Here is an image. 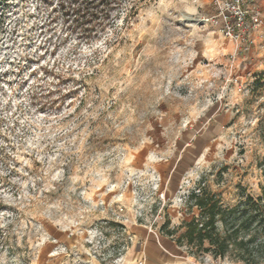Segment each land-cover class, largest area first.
I'll use <instances>...</instances> for the list:
<instances>
[{
  "label": "rangeland",
  "instance_id": "1",
  "mask_svg": "<svg viewBox=\"0 0 264 264\" xmlns=\"http://www.w3.org/2000/svg\"><path fill=\"white\" fill-rule=\"evenodd\" d=\"M42 1L0 0V264H245L172 239L199 187L261 195L264 0L248 51L211 0H126L77 48Z\"/></svg>",
  "mask_w": 264,
  "mask_h": 264
},
{
  "label": "trees",
  "instance_id": "2",
  "mask_svg": "<svg viewBox=\"0 0 264 264\" xmlns=\"http://www.w3.org/2000/svg\"><path fill=\"white\" fill-rule=\"evenodd\" d=\"M53 1L55 3L51 12L54 14L50 15L49 22L60 19L62 30L59 42L64 43L73 39L74 48L97 40L113 24L126 2V0L42 2L48 6ZM258 128L264 144V122H260ZM259 166L264 178V157ZM187 202L189 209L195 207L198 214L183 224V232L176 239H172L174 243L220 259L235 252L245 264H250L262 247L260 234L263 232L264 235V185L261 187V195L256 200L246 196L233 207H223L220 200L205 187L192 191ZM166 236L173 238L174 232L166 230Z\"/></svg>",
  "mask_w": 264,
  "mask_h": 264
},
{
  "label": "built area",
  "instance_id": "3",
  "mask_svg": "<svg viewBox=\"0 0 264 264\" xmlns=\"http://www.w3.org/2000/svg\"><path fill=\"white\" fill-rule=\"evenodd\" d=\"M211 6L212 14L200 21L212 25L243 51H248L254 42L252 33L263 25L253 0H211Z\"/></svg>",
  "mask_w": 264,
  "mask_h": 264
},
{
  "label": "crops",
  "instance_id": "4",
  "mask_svg": "<svg viewBox=\"0 0 264 264\" xmlns=\"http://www.w3.org/2000/svg\"><path fill=\"white\" fill-rule=\"evenodd\" d=\"M258 4L261 5L262 2H260V0H257Z\"/></svg>",
  "mask_w": 264,
  "mask_h": 264
},
{
  "label": "water",
  "instance_id": "5",
  "mask_svg": "<svg viewBox=\"0 0 264 264\" xmlns=\"http://www.w3.org/2000/svg\"><path fill=\"white\" fill-rule=\"evenodd\" d=\"M196 22V21H195Z\"/></svg>",
  "mask_w": 264,
  "mask_h": 264
}]
</instances>
